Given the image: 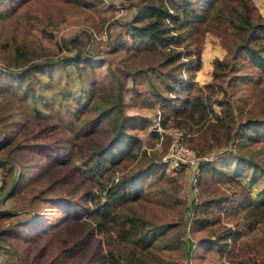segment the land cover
<instances>
[{"label":"rangeland","instance_id":"obj_1","mask_svg":"<svg viewBox=\"0 0 264 264\" xmlns=\"http://www.w3.org/2000/svg\"><path fill=\"white\" fill-rule=\"evenodd\" d=\"M250 1L252 11L264 16V0ZM145 4V0H0V144L7 143L0 148L4 173L0 211L8 212L7 217L0 216V264H106V242L115 248L121 264L264 261V218L249 224L251 215L241 206V196L245 204L253 201L261 205L264 201V136L249 141L236 135L233 142L227 141V147L218 148L212 145L207 128L210 121L218 122L216 116L220 117L216 99L230 103V132L238 130L246 118L264 120V73L245 57L239 56L243 60L235 63L234 50L240 40L225 22L214 17L195 37L174 29L169 40L154 49L137 47L127 34V21ZM76 53L100 62L94 69L82 70V81L76 74L68 79L61 77L58 87L86 86L98 103L104 91H111L110 105L120 97L122 112L129 117L126 155L113 166L108 181L93 182L85 176L88 145L94 140L110 143L108 125L97 121L82 133H75L72 127H80L82 121L75 119L70 109L73 103L60 91L54 108L38 104L40 110H49L51 115L36 118L31 113L32 100L16 87L28 88V81L13 84L20 70L38 63L55 62L46 67L58 75L69 71L58 67V59ZM172 53L184 62L174 73L175 65L172 69L171 63L159 64ZM216 58L227 62L219 76L225 97L220 91L211 94L205 88L212 81ZM150 68L155 69V76L148 73ZM174 77L184 79L186 91L203 93L204 100H209L205 119L200 120L197 112L190 118L176 116L164 106L166 101L152 95L159 91L164 98H173V89L167 84H178ZM90 82L94 84L90 86ZM126 88L136 89L137 100L128 97ZM51 93L50 89L46 94ZM210 105L214 113L209 111ZM118 114V109L111 112V116ZM89 116L80 114L81 119ZM172 144L173 149L182 148L173 152L176 161L169 159ZM47 147L56 157L39 152ZM237 153L254 160L255 166L238 169L233 158ZM208 161L222 172L199 187L200 166ZM21 172L27 174V181L18 178ZM122 175L131 178L133 194L119 211L142 217L157 231L148 247L119 243L116 228L107 238V233L89 227L86 214L74 217L59 206L64 200L78 206L79 211L90 208L103 199L104 186ZM16 182L17 192L9 194ZM235 197V202H230ZM250 205L253 207V203ZM195 212L209 224L201 227L194 222ZM33 217L38 218L36 223L24 229ZM19 221L24 235L17 231L8 235L9 228ZM237 224L247 229L237 239L223 238L234 232Z\"/></svg>","mask_w":264,"mask_h":264},{"label":"trees","instance_id":"obj_2","mask_svg":"<svg viewBox=\"0 0 264 264\" xmlns=\"http://www.w3.org/2000/svg\"><path fill=\"white\" fill-rule=\"evenodd\" d=\"M75 1V0H73ZM146 4L143 5L129 21H127V34L133 43L142 49H154L155 45L162 44L167 39L169 40V35L174 32V29H179L181 32H189V36L195 37L198 32H202L201 27L208 25V20L215 18V21H222L229 27V29L234 33L240 40V43L236 46L234 53L236 54L235 63L239 64V61L243 59H249L256 67V69L264 73V16L260 14H255L252 11L253 5L250 0H145ZM5 2V1H4ZM168 21V22H167ZM180 39V37H176ZM125 46V43H123ZM128 50V49H127ZM239 56L245 57L239 60ZM179 55L177 53L169 54L164 57L159 64H172L176 66L174 72L180 70L181 65L184 62H180ZM60 62L59 66L62 69H70L69 71L63 72L58 75L54 73L49 67H46L50 63H38L31 65L28 69H22L18 72L17 79L13 82L18 84L26 79L28 81V88L16 86L17 91H21V95H25L26 99L32 100L31 113L36 118L46 119L45 115L48 112L40 110L38 104L46 103L47 108H54L56 103V97L59 96V91L66 98L70 99L73 103V108L71 113L75 115V119L82 121L80 127L73 126L72 130L77 133L80 131L82 133L85 131L89 124H93L97 121H102L108 125V131L111 135L109 137L110 143H103L94 140L89 147V153L86 155L88 157L87 162H85V176L91 181L96 179L108 181L111 169L115 164H117L126 155L124 152L127 151L126 145L128 144L127 137L130 134L127 130V123L129 117L122 112L120 106V97L116 98L115 102L110 105L108 97L111 95V91H104V95L101 97L100 103L94 101V93L91 89L86 86L80 85L78 88L74 86H67L68 88L60 89L58 87V81L61 79H68L72 75H77L81 81L84 78L83 69L88 67L94 69L96 65L100 62L96 58L89 55H81L76 53L74 56H63L58 59ZM182 63V64H181ZM227 62L225 60L216 58L213 62V73L212 81L205 84V88L209 93H215L220 91L222 96H226L225 88L219 82L220 73L222 69H225ZM198 65L195 64L194 68ZM57 68V67H55ZM155 69L150 68L148 73H153ZM53 71V72H52ZM263 71V72H262ZM62 75V76H61ZM147 75V74H146ZM238 76L239 74H234ZM148 76V75H147ZM155 76V74H154ZM174 76V74H172ZM179 80V78H175ZM176 85H168V88L173 89V98L169 100L164 98L161 92L152 95L162 102L166 101L165 107H168V111L172 112L176 116L183 117H193L194 113H199V119H205L207 115V104L209 100L205 101V96L203 93H191L186 91V86L184 85V79H180ZM244 80V77H242ZM119 83V82H118ZM90 86L94 82L88 83ZM120 85V84H119ZM89 86V87H90ZM52 90L50 95L46 93L48 90ZM118 89V87H117ZM122 90V88H121ZM119 91V90H118ZM125 93L132 100H137L136 89L126 88ZM148 93V92H146ZM161 93V94H159ZM71 95L70 98L67 97ZM60 97V96H59ZM94 101V103H93ZM217 104L220 106V117L216 116L218 122L210 121L207 128L210 131V136L212 139V145L218 146V148L227 147V141H234V136L238 135V138H248L249 141H253L261 136H264V120H258L246 118L238 126V130H233L230 132V121L233 120V115L230 109V103L228 100L216 99ZM163 105V104H162ZM57 107V106H56ZM58 109V108H57ZM114 109L119 110V114L116 116H111V112ZM211 113H214L212 105H210ZM89 113V117H83L81 119L80 114ZM51 115V114H49ZM169 117V116H167ZM79 128V129H78ZM224 130V131H222ZM78 134V133H77ZM41 137V136H40ZM192 138V137H191ZM203 141H208L203 138ZM11 143V140L8 141ZM7 143L2 142L0 148L5 146ZM130 145V144H129ZM88 149V148H87ZM40 153H44L47 157H56L55 152L50 147L43 148L39 150ZM242 153H237L233 158L235 159L234 165L240 169L243 166L250 165V167L255 166V161L252 159L245 158ZM2 162H0V167ZM27 167V166H26ZM200 173L197 177V185L201 187L209 178H214L222 169H219L212 161L203 163L201 166ZM20 180L27 181V174L21 172L18 175ZM101 184V182H98ZM131 178L128 176H119L117 180L112 181L110 184L104 186V197L102 200L94 202V204L88 208L87 206L79 211L78 206L73 203L63 202L60 200L59 206L69 215L74 217L79 216V214L84 213L88 217V221L91 227H95L99 232H103L110 237V231L116 228V237L119 243H134L142 248L150 246L154 242L155 231L151 226L145 224V219L137 215H129L125 212L119 211L122 204L128 202L132 198L131 191ZM18 190V182L12 185L9 194H13ZM52 201L53 198H46ZM213 201L219 202V198H211ZM44 200V199H43ZM236 197L233 201L234 203ZM253 203V207L250 205ZM55 204V203H53ZM261 205H255L253 201H248L247 204L244 203L241 196V206L247 209L251 215V220L249 224L254 225L262 218H264V201H260ZM52 205V204H51ZM0 216L7 217L8 212H1ZM38 220L37 217H33L27 225L23 228L26 229L30 225H34ZM194 222L199 223L201 227L209 224V220L200 217L195 212ZM21 222L15 223L12 229L9 228L7 234L17 231L18 235H24V231L20 230ZM243 228V224H237L236 230L234 232L230 231L223 236V238L231 236L237 239L246 230ZM3 230L2 232H4ZM116 245V244H115ZM105 261L106 264H121L120 258L115 252V248L111 246L108 242L105 243Z\"/></svg>","mask_w":264,"mask_h":264},{"label":"built area","instance_id":"obj_3","mask_svg":"<svg viewBox=\"0 0 264 264\" xmlns=\"http://www.w3.org/2000/svg\"><path fill=\"white\" fill-rule=\"evenodd\" d=\"M160 113H158L157 114V116H156V125L158 126L159 125V123H160ZM158 131H160L161 130V128L160 127H158V129H157ZM182 148L180 147L179 149H173V144L171 145V147H170V149H169V156H170V160H174V161H176V159H174L173 158V152H175V153H178L180 150H181ZM164 160H166L165 158H163ZM3 180H4V173H3V171H2V169L0 168V187L2 186V184H3ZM260 264H264V261L263 262H261Z\"/></svg>","mask_w":264,"mask_h":264}]
</instances>
